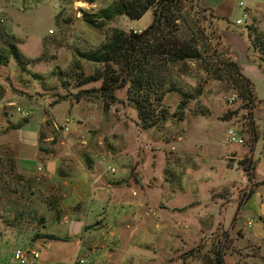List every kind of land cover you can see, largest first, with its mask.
I'll return each mask as SVG.
<instances>
[{"label": "rangeland", "instance_id": "rangeland-1", "mask_svg": "<svg viewBox=\"0 0 264 264\" xmlns=\"http://www.w3.org/2000/svg\"><path fill=\"white\" fill-rule=\"evenodd\" d=\"M116 1L0 0L1 24L22 57V64L11 59L0 65L1 214L14 209L23 235L57 233L52 208L59 194L49 176L71 172L77 162L94 174L121 178L124 197L129 196L126 207L135 205L134 195L141 196V220L131 221L127 229L120 226L125 239L106 241L105 249L94 254L79 240L29 241L19 249L45 256L50 247L57 248L61 257L77 259V264H213L216 252L224 264H264V183L236 215L253 190L241 168L255 157L264 174V98L262 109L255 104L251 112L239 99L229 104L235 90L207 76L195 62H187L182 72L175 69L171 79L187 96L196 88L200 93L182 109L181 95L166 93L161 103L165 120L154 127H142L126 88L115 90L116 101L108 105L96 92L80 94L98 89L101 82L79 86L76 73L88 76L101 68L77 53L98 48L114 28L138 33L152 21V9L138 20L117 16L102 29L83 20V12L93 16ZM194 1L180 0L173 13L180 18L181 35H191L197 47L212 51L222 23L201 13ZM243 15L240 26L225 24L246 36L248 27L264 36V0H235L229 20ZM249 48L257 61L259 50L250 42ZM261 85L264 89V77ZM229 128L243 144L228 142ZM213 142L239 158L229 163L231 170L223 171L218 161H201L202 155L212 158ZM236 191L239 198H230ZM0 247L12 260L13 253L8 254L15 243Z\"/></svg>", "mask_w": 264, "mask_h": 264}, {"label": "trees", "instance_id": "trees-1", "mask_svg": "<svg viewBox=\"0 0 264 264\" xmlns=\"http://www.w3.org/2000/svg\"><path fill=\"white\" fill-rule=\"evenodd\" d=\"M179 3L180 0H117L112 6L99 9L93 16L83 12V20L97 29H102L107 21L117 16L138 20L151 9L152 21L139 33L114 28L104 36V41L98 48L77 53L79 58L101 68L88 76L82 72L76 73L75 78L79 86L101 82L98 89L79 91L80 94L96 92L108 105L116 101L115 90L126 88V98L136 111L142 127H154L165 120L166 113L161 103L166 93L175 92L181 95L179 109L184 108L188 99H194L195 95L200 93V89L196 88L193 96H187L171 79L175 69L182 72L187 62H195L201 71L213 80L227 82L235 90L236 99L251 112L255 108L254 105L260 102L254 96L252 82L234 60L222 31L214 37L215 47L212 51L201 50L195 45L191 35H181L177 23L180 18L173 13V8ZM194 4L201 13L211 17L217 24L219 21L228 24V19L213 16L211 11L201 8L197 0ZM2 21L0 15V65H6L11 59L22 64L21 53L13 41V36L1 24ZM168 28H171L170 32ZM248 30L250 46L254 50L258 49L260 54L255 62L264 73V36L254 30L250 32L249 27ZM206 53H211L210 57H207ZM251 169L250 162L243 167L247 174ZM52 209L58 214L57 200ZM1 210L2 224L20 233L21 227L17 216L14 215V209L5 210V216L1 214ZM37 239L58 240L54 235L47 233L34 234L30 238L31 241ZM212 261L213 264H224L219 252L213 254Z\"/></svg>", "mask_w": 264, "mask_h": 264}, {"label": "crops", "instance_id": "crops-1", "mask_svg": "<svg viewBox=\"0 0 264 264\" xmlns=\"http://www.w3.org/2000/svg\"><path fill=\"white\" fill-rule=\"evenodd\" d=\"M234 1L235 0H197V3L201 8L211 11L213 16L228 19V21L235 24L236 20H229L234 9ZM218 23H222L220 26L224 41L230 47L232 56L240 65L242 73L252 82L254 96L256 100L260 102L259 108L262 109L261 105L264 98V89L262 88L261 82L264 73L258 68L257 63L253 61L249 54L248 36H246V34L244 35V32H237L229 29L222 21ZM209 145V150L212 151L213 156L210 158V155H202V158L199 157L202 162L211 160L216 165L218 161L223 171L232 169L229 164L230 162H238L239 158L234 155L232 156L229 150L223 148V150L220 151V147L215 145V142ZM193 157L197 156L194 155ZM60 164L61 162L59 161L58 165L60 166ZM251 168L249 174L241 168L244 178L248 182H251L250 186L253 187V190H250L251 194L248 199L237 209L236 215L245 207L252 195L256 193L257 186L264 183V174L260 170L259 159L256 160L254 157V163L252 162ZM207 169L212 171L213 166H208ZM49 177L51 182L55 183L57 187L56 191H58L57 193L59 194L57 204L58 214L55 216V222L59 228L57 233L44 231H42V233L52 234L57 237L58 240L37 239L34 241L79 240L82 242V246H85L94 254L98 250L105 249L106 241H123L125 239L123 229L121 230L119 228L120 226L123 228L124 225V228L127 229L131 221L141 220V218L138 217L140 215L138 211L141 208V196L135 197L136 195H134L133 201L136 200L135 205L126 207L125 200L129 196L127 195L124 197L121 178L118 181L117 178H112V176L94 174L88 168L82 169L78 162L73 171L61 174L53 172ZM115 182H117V184ZM233 194L234 195H231L230 198H239L240 193L238 191ZM207 198H209V195ZM232 203L239 204L235 201ZM231 206L233 205L229 204V207ZM131 209L134 211H131ZM128 219H130V222H127ZM158 223L157 225H160V222ZM60 228L62 231L59 233ZM10 229L11 228H6L0 220V245L5 246L13 241L16 247L8 254L12 257V253L19 249L20 246L27 244L26 247H28L31 237L28 233L26 234L29 236L26 234L23 235L22 231L18 233V231ZM29 231H31V228H29ZM39 255L40 257L37 260H32L27 264H77V259L70 262L68 259L61 257L59 249L53 247H50L45 256L41 251ZM108 256L111 257V253L108 254ZM8 257L7 252L0 247V264H14L13 259L11 260Z\"/></svg>", "mask_w": 264, "mask_h": 264}, {"label": "built area", "instance_id": "built-area-1", "mask_svg": "<svg viewBox=\"0 0 264 264\" xmlns=\"http://www.w3.org/2000/svg\"><path fill=\"white\" fill-rule=\"evenodd\" d=\"M246 21V16L244 15L243 19H237L235 21L236 25H240L242 23H244ZM137 32V31H134ZM140 31H138L139 33ZM236 100V95H232L231 97H229L227 99V102L229 104H232L233 101ZM21 115L23 116L24 113L21 111ZM65 125V129H66V125H67V121L64 124ZM227 140L229 143L231 144H238L241 145L243 144V140L239 137L238 132L233 129V128H229L227 129ZM40 168L38 167V170ZM110 172H114V169L109 168ZM248 224L250 225L251 222L248 221ZM40 257L39 253L36 250L33 249H17L16 251H14L13 253V259L16 262V264H27L32 260H37ZM78 264H87L86 261L84 260H79Z\"/></svg>", "mask_w": 264, "mask_h": 264}]
</instances>
